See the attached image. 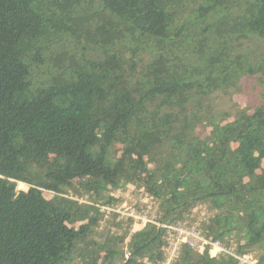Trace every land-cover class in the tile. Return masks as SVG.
<instances>
[{
	"label": "trees",
	"instance_id": "trees-1",
	"mask_svg": "<svg viewBox=\"0 0 264 264\" xmlns=\"http://www.w3.org/2000/svg\"><path fill=\"white\" fill-rule=\"evenodd\" d=\"M245 80L264 87V0H0V264H161L162 225L198 207L204 239L264 264ZM127 186L153 222L101 210ZM210 248L170 264H239Z\"/></svg>",
	"mask_w": 264,
	"mask_h": 264
},
{
	"label": "rangeland",
	"instance_id": "rangeland-1",
	"mask_svg": "<svg viewBox=\"0 0 264 264\" xmlns=\"http://www.w3.org/2000/svg\"><path fill=\"white\" fill-rule=\"evenodd\" d=\"M241 92H243L247 98H251L256 100L260 93H264V87H255L252 88L250 82L245 80L243 85L241 86ZM232 91V89H230ZM219 99H216V103L219 109H226L231 105L229 102V96L219 94ZM18 189L27 190L28 186L26 184L18 183ZM115 196L119 198L118 204L114 206L118 210L120 216L124 217H132L135 223H139L136 228L141 227L144 219L146 220H154L155 213V205L154 203L143 196L141 193L137 192V188L135 186H127L124 190L116 192ZM105 208H101L104 211ZM205 208L198 207L192 210V213L187 216L184 220L179 221L181 224L185 226L196 225L201 216L205 214ZM117 213V212H116ZM117 213V214H118ZM108 215V213H106ZM171 263V262H170ZM166 260L161 264H170Z\"/></svg>",
	"mask_w": 264,
	"mask_h": 264
},
{
	"label": "built area",
	"instance_id": "built-area-1",
	"mask_svg": "<svg viewBox=\"0 0 264 264\" xmlns=\"http://www.w3.org/2000/svg\"><path fill=\"white\" fill-rule=\"evenodd\" d=\"M105 212H117L118 210L116 208H108L104 207ZM144 222H153L152 220H142ZM143 222V223H144ZM162 224H159L161 226ZM165 229L164 233V239L166 240L167 246L165 249V255L166 260L168 263H170L173 258L175 257L177 250L181 244H186L190 248H193L195 250H199L202 248L204 244L210 245V251L212 254H220V253H226L235 256L239 264H253L254 258L252 254H245L242 256L235 255L231 250L225 248L223 244H221L219 241L215 242H209L202 236L200 230L197 228L196 225L192 226H185L181 224L180 222H177L173 225H162Z\"/></svg>",
	"mask_w": 264,
	"mask_h": 264
}]
</instances>
